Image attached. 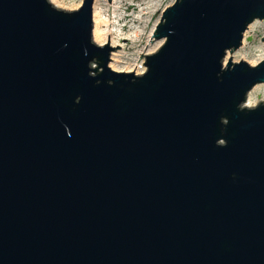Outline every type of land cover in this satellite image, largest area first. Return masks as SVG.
<instances>
[{
    "label": "water",
    "instance_id": "95a60500",
    "mask_svg": "<svg viewBox=\"0 0 264 264\" xmlns=\"http://www.w3.org/2000/svg\"><path fill=\"white\" fill-rule=\"evenodd\" d=\"M94 2L0 0V264H264V0H174L140 75Z\"/></svg>",
    "mask_w": 264,
    "mask_h": 264
},
{
    "label": "rangeland",
    "instance_id": "374dc122",
    "mask_svg": "<svg viewBox=\"0 0 264 264\" xmlns=\"http://www.w3.org/2000/svg\"><path fill=\"white\" fill-rule=\"evenodd\" d=\"M54 7L63 11H74L80 7L82 0H57V3H53L51 0H48ZM97 1L98 8H102L103 12L109 17H112L111 8L109 4L106 6L103 1L104 0H95ZM121 1L120 8L116 11L117 14L121 15V19H119L118 26L114 23L112 27L113 31L115 32L118 27H121V36L118 34L113 33L110 39L118 40L121 48L114 49L110 52V57L112 52H117L123 55L122 61L123 64H118L116 67L117 69L121 70L125 67L132 70L134 74L136 71H142L145 69L144 63V56L147 54L154 53L162 44V41L155 40L153 36H150V32L152 27L156 26L160 20L161 14L163 10L172 5L174 0H161L156 6L150 7L148 6V10L145 9L147 6V2L149 0H119ZM94 2V4H95ZM108 2V1H106ZM93 4V5H94ZM106 9L108 12H106ZM146 11L149 12V17L146 19L148 20L147 24L144 26L143 35L139 39H134V34L137 30H140L137 18L145 17ZM254 29L252 32L244 33V38L242 41L241 46L232 52H227L225 57L228 55L230 60L234 63L244 61L249 66H255L264 58V42L261 41L264 37V19L263 20H255ZM153 27V29H154ZM154 30L152 31L153 34ZM151 34V35H152ZM93 42L97 44V42L92 37ZM127 39V40H122ZM249 39V40H247ZM152 41V42H149ZM142 55V56H141ZM141 56V58H140ZM225 59V58H224ZM227 59V61H228ZM225 62V64L227 63ZM110 62V61H109ZM224 63V61H223ZM224 64V65H225ZM95 66V65H93ZM109 67V64H108ZM110 68V67H109ZM111 69V68H110ZM112 70V69H111ZM131 73V72H129ZM256 90L253 94L254 100L260 104L264 102L262 99L264 98V84L256 85ZM246 100L242 104V106H246ZM257 105V104H256ZM254 105V106H256ZM253 106V107H254Z\"/></svg>",
    "mask_w": 264,
    "mask_h": 264
},
{
    "label": "bare ground",
    "instance_id": "6f19581e",
    "mask_svg": "<svg viewBox=\"0 0 264 264\" xmlns=\"http://www.w3.org/2000/svg\"><path fill=\"white\" fill-rule=\"evenodd\" d=\"M54 4L57 3V0H51ZM161 0H149L147 2V6L145 9L148 10V6L150 7H154L156 6ZM103 3L107 6L109 4L110 8H111V14L112 17L110 18L109 15L105 14L102 10V8H98V4L97 1L95 2V4L93 5V14H92V19H93V30H92V37L94 38V40L97 42V44L99 46H104L107 44V40L112 36L113 33L118 34V36H121L122 33L121 31V27H118L116 29V31L114 32L112 29L114 23L118 26L119 24V19H121V15L117 14L116 11L121 7V1L119 0H110L109 2L103 1ZM106 12H108V10L106 9ZM146 16L145 17H141V18H137L138 24L140 25L139 28H141L140 30H137L134 34V39H139L141 38V36L143 35V28L144 26L147 24L148 20H146L149 17V12L146 11ZM254 25L255 22L251 23L248 26V30L247 33H250L253 31L254 29ZM109 26H112L111 28ZM154 27V26H153ZM152 27L151 32H150V36L152 34V31L154 30ZM155 28V27H154ZM122 40H127V39H122ZM108 46L111 48H115L116 46H120L118 40H114V39H110V43L108 41ZM123 59V55L117 53V52H112L111 53V57H110V62L109 67L116 72H124V73H129L132 72V70L128 69V67H125L121 70L117 69V65L118 64H123L124 62L122 61ZM228 59V55L225 57L224 59V63L227 61ZM256 90V87L254 86L249 93L247 94L246 97V106L247 107H253L254 105L258 104L254 98H253V94ZM262 101L264 102V98L262 99Z\"/></svg>",
    "mask_w": 264,
    "mask_h": 264
},
{
    "label": "built area",
    "instance_id": "2783aa9c",
    "mask_svg": "<svg viewBox=\"0 0 264 264\" xmlns=\"http://www.w3.org/2000/svg\"><path fill=\"white\" fill-rule=\"evenodd\" d=\"M143 71H144V70H142V71H136V72L134 73V75H140V74L143 73Z\"/></svg>",
    "mask_w": 264,
    "mask_h": 264
}]
</instances>
